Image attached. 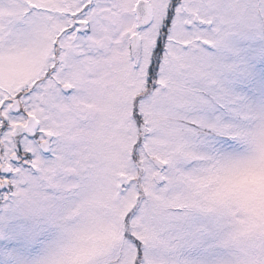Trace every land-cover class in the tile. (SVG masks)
<instances>
[{
	"label": "snow or ice",
	"instance_id": "1",
	"mask_svg": "<svg viewBox=\"0 0 264 264\" xmlns=\"http://www.w3.org/2000/svg\"><path fill=\"white\" fill-rule=\"evenodd\" d=\"M0 264H264V0H0Z\"/></svg>",
	"mask_w": 264,
	"mask_h": 264
}]
</instances>
